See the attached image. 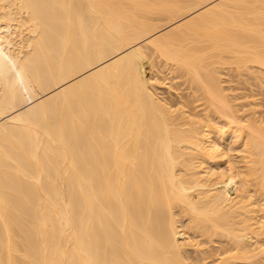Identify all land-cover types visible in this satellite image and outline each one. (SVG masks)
I'll return each instance as SVG.
<instances>
[{
  "label": "bare ground",
  "instance_id": "1",
  "mask_svg": "<svg viewBox=\"0 0 264 264\" xmlns=\"http://www.w3.org/2000/svg\"><path fill=\"white\" fill-rule=\"evenodd\" d=\"M259 93L264 0H0V264H264Z\"/></svg>",
  "mask_w": 264,
  "mask_h": 264
},
{
  "label": "rangeland",
  "instance_id": "2",
  "mask_svg": "<svg viewBox=\"0 0 264 264\" xmlns=\"http://www.w3.org/2000/svg\"><path fill=\"white\" fill-rule=\"evenodd\" d=\"M162 23H163V22H162ZM145 68L147 69V65L145 66ZM146 71L150 74V72L148 71V69H147ZM163 74H164V73H161V75L164 76V78L160 75V76L162 77V79L160 78V80H163V79H164V81H166V84H167V85H168V84H169V85L171 84L172 87H173V85H174L175 89H174V87H173L172 90L170 89V91H168L167 89H169V87H171V86H168V88H167V87H166L167 85H166V86L163 85V87H162V85H161V87H160V89H159V90H160V93H161V94L166 93V94H164V95H162V96H164V97H168V96H169L167 99H173V100H174V98H176V97H177L176 100H179V99L183 98V97L185 96V94H186L188 91H187V89H185L184 85H182V84L179 83L180 81H182V79H181V78H180V79H179V78H176L175 81L173 80V81H174V84H173V83L171 82L172 79H171V78H170L171 80L168 79V78L165 79L167 76H165V74H164V75H163ZM167 75H169V74H167ZM164 81H163V82H164ZM178 81H179V82H178ZM167 82H168V83H167ZM176 82H178L177 85L175 84ZM172 84H173V85H172ZM177 86H178V87H177ZM248 86H249V85H248ZM248 86H247V88H249ZM176 88H178V89L176 90ZM161 89H162V90H161ZM249 89H250V88H249ZM249 89H248V90H249ZM163 90H164V91H163ZM175 90H176L177 92H176ZM170 92H171L172 94H171ZM254 92H256V93L258 94L257 91H254ZM257 94H256V96H257ZM172 96H173V97H172ZM171 97H172V98H171ZM257 99H258V100H257ZM256 101H257L258 104H259V101H260V104H259V106H258V107H259L258 110L261 109L262 111H264V93H263V95H262V93H261V94L259 93V95L256 97ZM262 103H263V104H262ZM261 104H262V105H261ZM256 108H257V107H256ZM260 112H261V111H260ZM262 113H263V112H261V114H262ZM263 116H264V114H263ZM191 253H192V252H191ZM193 255H194V254H193ZM194 256H195V255H194Z\"/></svg>",
  "mask_w": 264,
  "mask_h": 264
}]
</instances>
